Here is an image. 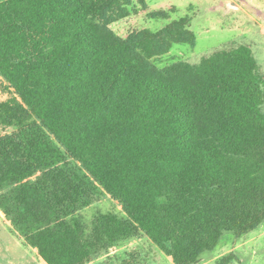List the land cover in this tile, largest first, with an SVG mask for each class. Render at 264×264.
Instances as JSON below:
<instances>
[{"label":"trees","instance_id":"1","mask_svg":"<svg viewBox=\"0 0 264 264\" xmlns=\"http://www.w3.org/2000/svg\"><path fill=\"white\" fill-rule=\"evenodd\" d=\"M147 9L145 0H140ZM133 0H0V211L46 264H83L136 229L198 264L264 220V73L247 43L194 46L187 16L120 35ZM166 19L169 11L147 12ZM125 216L79 210L96 192ZM234 255L216 264H228Z\"/></svg>","mask_w":264,"mask_h":264},{"label":"rangeland","instance_id":"2","mask_svg":"<svg viewBox=\"0 0 264 264\" xmlns=\"http://www.w3.org/2000/svg\"><path fill=\"white\" fill-rule=\"evenodd\" d=\"M133 0L137 9L130 16L111 24L120 35L139 28L157 30L173 19L187 16L189 29L196 36V43H174L164 55L153 62L163 67L176 61L196 63L202 56L230 44L247 43L251 46L259 69L264 73V0ZM156 9L169 11L166 19H152L147 12ZM6 82L0 76V100L12 95L5 89ZM12 126L0 124V135L9 134ZM125 216L121 205L104 192H96L88 206L79 210L83 221L90 226L101 213ZM232 253L228 264H264V220L253 231L240 238L224 233L220 243L202 255L198 264H216L224 255ZM0 264H46L37 250L30 246L0 214ZM83 264H174L172 258L155 245L140 229L93 254Z\"/></svg>","mask_w":264,"mask_h":264},{"label":"crops","instance_id":"3","mask_svg":"<svg viewBox=\"0 0 264 264\" xmlns=\"http://www.w3.org/2000/svg\"><path fill=\"white\" fill-rule=\"evenodd\" d=\"M0 214L3 215V217H5L4 214H3L1 211H0ZM5 219H6V217H5ZM7 221H8V220H7ZM8 222H9V221H8Z\"/></svg>","mask_w":264,"mask_h":264}]
</instances>
